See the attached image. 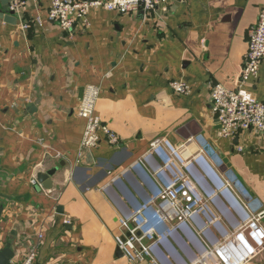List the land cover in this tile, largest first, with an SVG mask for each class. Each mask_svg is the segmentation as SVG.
<instances>
[{"label": "crops", "instance_id": "crops-1", "mask_svg": "<svg viewBox=\"0 0 264 264\" xmlns=\"http://www.w3.org/2000/svg\"><path fill=\"white\" fill-rule=\"evenodd\" d=\"M49 7L50 0H25L16 25L0 19V248L11 245L19 257L39 243L36 264H131L116 254L123 204L104 187L155 138L190 156L202 145L198 134L263 212L255 233L240 218L244 201L230 205L224 219L235 243L256 248L258 230L264 242V134L221 136L211 105L216 83L239 86L264 0H165L148 13L92 8L70 32L48 20ZM174 81L190 93L175 92ZM88 85L99 89L96 114L120 144L102 135L80 156L78 110ZM248 89L264 100V60ZM53 169L46 190L36 176ZM187 242L180 233L167 245L181 250ZM245 264H264V245Z\"/></svg>", "mask_w": 264, "mask_h": 264}, {"label": "built area", "instance_id": "built-area-1", "mask_svg": "<svg viewBox=\"0 0 264 264\" xmlns=\"http://www.w3.org/2000/svg\"><path fill=\"white\" fill-rule=\"evenodd\" d=\"M165 0H50L48 20L57 23L64 31H72L78 21H84L92 8L106 11L134 13L152 12ZM25 0H12L10 9L22 16ZM38 24L42 17H36ZM28 24H24L27 28ZM264 60V7L249 37L241 82L236 89L216 83L211 90V105L220 124L219 134L234 138L242 132L264 134V100H259L249 84L259 76ZM172 89L178 94L190 93L186 82L174 81ZM99 89L88 85L79 105V116L85 120L80 144V156L96 147L105 135L112 146L120 144L119 136L96 114ZM201 139L202 135L198 134ZM194 154L187 156L181 145L163 136L151 141L147 150L129 167L114 177L104 190L116 191L119 208L120 233L115 241L123 256L131 264H245L247 258L264 245L255 237L256 248L236 240L235 230L230 231L224 216L233 215V202L244 204L243 225L258 233V201L247 190L237 186L240 180L232 170L221 172L217 156L208 141ZM242 150V149H240ZM241 205V204H240ZM224 209V212L221 210ZM255 209V211H252ZM256 215H255V214ZM256 219H255V217ZM255 219V220H254ZM239 225V223H238ZM184 234L188 242L183 248H168L171 238ZM43 234L39 235L42 240ZM38 244L30 247L12 264H36Z\"/></svg>", "mask_w": 264, "mask_h": 264}, {"label": "water", "instance_id": "water-1", "mask_svg": "<svg viewBox=\"0 0 264 264\" xmlns=\"http://www.w3.org/2000/svg\"><path fill=\"white\" fill-rule=\"evenodd\" d=\"M12 0H0V19H3L4 22L16 25L18 23V19L14 10L10 9V3ZM28 107L30 110L34 111L35 107L32 104H29ZM205 141L201 138V142ZM217 164L220 163L219 159L215 160ZM64 164V163H62ZM56 169L50 170L48 172H38L36 179L42 188L46 190H50L52 188V181L50 177L54 174ZM237 186L241 189L243 184L239 182ZM4 212V205L0 203V218ZM117 256L122 257L123 253L120 248H117L116 251ZM16 256V251L11 245H7L4 248H0V264H12L13 259Z\"/></svg>", "mask_w": 264, "mask_h": 264}, {"label": "rangeland", "instance_id": "rangeland-1", "mask_svg": "<svg viewBox=\"0 0 264 264\" xmlns=\"http://www.w3.org/2000/svg\"><path fill=\"white\" fill-rule=\"evenodd\" d=\"M222 169H223V171H221V172L225 173L226 172V169H224V166H222Z\"/></svg>", "mask_w": 264, "mask_h": 264}, {"label": "bare ground", "instance_id": "bare-ground-1", "mask_svg": "<svg viewBox=\"0 0 264 264\" xmlns=\"http://www.w3.org/2000/svg\"><path fill=\"white\" fill-rule=\"evenodd\" d=\"M250 239H251V238H250ZM253 239H254V238H253ZM253 239H252V240H253Z\"/></svg>", "mask_w": 264, "mask_h": 264}]
</instances>
